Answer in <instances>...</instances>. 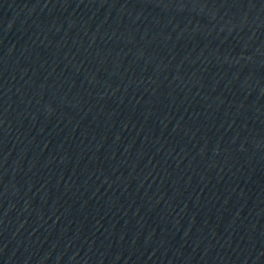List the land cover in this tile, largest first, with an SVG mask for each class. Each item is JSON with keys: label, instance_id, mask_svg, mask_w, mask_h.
<instances>
[{"label": "water", "instance_id": "1", "mask_svg": "<svg viewBox=\"0 0 264 264\" xmlns=\"http://www.w3.org/2000/svg\"><path fill=\"white\" fill-rule=\"evenodd\" d=\"M0 264H264V0H0Z\"/></svg>", "mask_w": 264, "mask_h": 264}]
</instances>
